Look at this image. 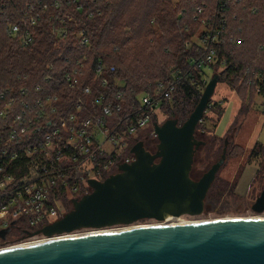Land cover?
<instances>
[{"label": "trees", "instance_id": "obj_1", "mask_svg": "<svg viewBox=\"0 0 264 264\" xmlns=\"http://www.w3.org/2000/svg\"><path fill=\"white\" fill-rule=\"evenodd\" d=\"M217 3V0H0V91H6L5 97L0 99V110L14 100L8 115L0 116V133L4 131L8 134L13 115L20 113L26 104L33 108L39 98L58 96L61 98L60 110L66 114L73 112L75 102L86 86L93 90L86 106L97 94L106 95L113 104L132 105L136 102L137 94L153 87L155 83H148L150 80L167 79L175 71L190 69V51L185 43L203 19L216 21ZM244 6H250L254 15L264 14V0H233L224 6L227 30L224 42L218 47L217 69L221 70L219 83L230 86L243 74L254 72L258 77L251 83H254L259 93L264 94V68L249 67L247 61L237 60L227 51L232 43L228 31L231 13ZM68 11L79 21L78 26L68 19L71 16ZM32 16L37 23L30 27L28 20ZM12 25H19L18 35H13ZM156 27L163 30L161 39H151L153 41L149 44V37L155 35ZM53 29H56V33ZM64 31H67L66 36H63ZM27 32L33 34V40L25 44L22 35ZM240 32L243 38L237 36V39H242L239 41L241 45L246 37L242 28ZM81 33L90 40L87 46H78ZM166 33L171 40L159 48L157 42H164ZM176 39L179 41L175 49L173 40ZM258 47L259 52L264 50L263 43ZM153 49H161L169 60L159 62L160 65L143 60L142 52L155 55ZM133 50L139 54L133 55ZM128 60H131V64H128ZM100 61L105 68L99 77L96 68ZM171 65L174 67L169 69ZM195 72L191 78L200 80V74ZM104 79L106 85L103 84ZM191 82V79H185L179 83L174 98L165 102L158 114L185 121L198 104L205 87L198 89L199 85ZM213 106L216 107V103L211 99L207 110ZM240 110L245 115L249 113L248 109ZM158 114L154 120L160 122ZM241 127V123L236 122L229 131L234 132L236 137ZM147 137L134 138L133 141L137 143ZM241 146L231 143L228 156L241 155L244 150ZM260 156H264V144L255 142L248 160ZM223 192L225 186L215 180L206 200L214 196L219 200ZM5 240L1 245L9 239Z\"/></svg>", "mask_w": 264, "mask_h": 264}, {"label": "water", "instance_id": "obj_2", "mask_svg": "<svg viewBox=\"0 0 264 264\" xmlns=\"http://www.w3.org/2000/svg\"><path fill=\"white\" fill-rule=\"evenodd\" d=\"M220 79L214 74L189 117L155 122L157 150L144 141L131 149L136 159L119 165L104 180L90 179L91 191L72 201L59 220L35 232L47 237L81 229L128 226L144 219L158 222L202 214L208 192L227 157L197 180L191 172L195 153L205 142L198 124ZM252 209L264 212V186ZM11 228L0 230L6 239ZM0 264H264V218H223L169 226H141L64 237L0 250Z\"/></svg>", "mask_w": 264, "mask_h": 264}, {"label": "built area", "instance_id": "obj_3", "mask_svg": "<svg viewBox=\"0 0 264 264\" xmlns=\"http://www.w3.org/2000/svg\"><path fill=\"white\" fill-rule=\"evenodd\" d=\"M229 1L233 0H217L216 21L203 19L204 32L185 43L190 51V69L175 71L151 89L137 94L132 105L113 104L106 95L97 94L86 106L93 95L92 88L86 86L73 112L64 113L60 110L61 98L48 96L37 99L33 108L26 104L20 113L13 115L9 133H0V230H12L21 221L28 225L24 238H39L42 234H35L36 231L66 214L62 201L69 198V193L72 203L91 191L90 179L104 180L119 172L120 164L135 161L131 152L134 136L153 123L151 135L156 137L154 123L158 121L154 117L165 102L174 98L178 84L191 79L201 89L207 83L201 73L219 62L218 47L227 27L224 6ZM78 8L81 10L80 5ZM28 23L30 27L36 25V18L29 17ZM11 31L18 35L19 25H12ZM66 34L64 31L63 36ZM22 40L30 43L33 34L25 33ZM89 42L88 36L81 33L78 46H87ZM104 68L100 61L97 76L104 73ZM195 71L200 80L191 78ZM104 82L106 85L105 79ZM5 93L4 89L0 91V99ZM13 101L0 110V116L8 115Z\"/></svg>", "mask_w": 264, "mask_h": 264}, {"label": "rangeland", "instance_id": "obj_4", "mask_svg": "<svg viewBox=\"0 0 264 264\" xmlns=\"http://www.w3.org/2000/svg\"><path fill=\"white\" fill-rule=\"evenodd\" d=\"M67 13L73 18L70 21H74L75 25L78 26L79 21H76L73 16L74 14L69 11ZM263 17L264 14H252L250 6H244L236 9L234 13H231V22L229 24L228 31L231 34L229 35V41L232 43L228 46L227 51L229 50L237 60L247 61L249 64L248 66L252 68H256L258 66L264 68V50L261 52L258 50V45L260 43L264 44ZM154 21L155 18L152 19V22ZM240 28L243 29L242 33L246 37V41L241 45L237 39L238 37L243 38L241 37V32L240 34L238 33ZM204 30L205 27L203 23H201L189 40H196L197 37L204 32ZM53 32L56 33V29H53ZM162 34L163 30L156 27L155 35L149 37V44L153 41H151V39L154 38L156 41H159ZM170 40L171 37H169L166 33V40L164 42H157V45H159V48H162L161 45H164ZM178 41L179 39L173 40V47L175 49ZM153 44H155V42ZM154 52L155 55L148 52H142V59L148 60L150 63L155 65H160L159 62L163 60H169V58L163 54L161 49L154 50ZM138 54L139 52L137 53L136 50H133V55ZM128 64H131V60H128ZM170 67L172 68L174 65L169 66V69ZM216 73H221V70L217 69V63L212 67L204 68L201 76H206L208 83L211 77ZM257 77L258 74L254 72L249 74L247 73L246 75L243 74L240 79H237L235 83L230 86L225 83L218 82L215 93L211 98L212 101L216 103V107L213 106L210 110H206V114L203 116L204 118L202 119L200 126H197L195 134L196 138L204 141L205 144L201 145L195 153L194 164L191 172L193 179H199L213 163L220 159L225 147L226 139L229 138L228 140H230L231 143H237L240 146L242 145L243 147H241L244 148V150L242 154L238 156L236 154L228 156L227 154L225 163L217 173L215 180L225 186V192L221 194L220 199L218 200L214 196L212 199L210 198L209 200H205V207L202 214H185L179 216L182 219L194 221L208 220L211 218H242L264 214V212L257 213L252 209L257 196L262 192L264 186V156L248 160L250 150L255 142H261L264 144V94L259 93L258 89L254 87V83H251V81L254 79L256 80ZM158 80L159 79L156 78L154 82V79H152L148 83H156ZM207 83H205V85L202 84L201 89H203ZM240 109H248L249 113L245 115L240 112ZM158 119L162 124L170 118H168L167 114L163 115L160 113L158 114ZM178 120L180 123L184 122L180 119ZM236 122L241 123L242 127L238 131L236 137H234V132L230 133L229 129H232ZM152 129L153 123H149L147 126L141 128L134 138L148 136L147 138H144L145 140H143L145 148L146 150L154 153L157 150L159 140L157 136L154 137L151 135ZM230 142L227 146V153L231 144ZM217 190L219 189H216V191ZM221 192L222 191L219 193ZM70 198L71 193H69L68 199L62 201L64 214L72 209L73 205L70 202ZM155 222L157 223L158 221L144 219L134 222L132 225H147ZM27 226V224L22 223L21 221L17 222L16 227L12 228L6 237V239H9L7 240L8 242L1 245L4 241H0V248L29 240L28 238L21 239L26 236L25 230H27ZM88 230L92 229H81L74 232ZM42 237L47 236L43 234L39 235V238Z\"/></svg>", "mask_w": 264, "mask_h": 264}, {"label": "bare ground", "instance_id": "obj_5", "mask_svg": "<svg viewBox=\"0 0 264 264\" xmlns=\"http://www.w3.org/2000/svg\"><path fill=\"white\" fill-rule=\"evenodd\" d=\"M232 218H239V217H232ZM242 218H264V214L262 215H256V216H248V217H242ZM223 218H211L208 220H185L182 219L181 217H175L173 219H167L162 222H155L152 224H147V225H128V226H118V227H110V228H105V229H99V230H88V231H79V232H73L69 234H63V235H54L51 237H42V238H37V239H29L27 241H22L18 244L15 245H9V246H4L0 248V250L8 249L11 247H16V246H22V245H32V244H38V243H44L64 237H73V236H79V235H84V234H89V233H98V232H106V231H114V230H121V229H127L130 227H141V226H148V225H155V226H169V225H180V224H188V223H195V222H201V221H214V220H221ZM231 219V217H230ZM116 228V229H113Z\"/></svg>", "mask_w": 264, "mask_h": 264}, {"label": "flooded vegetation", "instance_id": "obj_6", "mask_svg": "<svg viewBox=\"0 0 264 264\" xmlns=\"http://www.w3.org/2000/svg\"><path fill=\"white\" fill-rule=\"evenodd\" d=\"M116 172V171H115ZM3 241H6L5 239Z\"/></svg>", "mask_w": 264, "mask_h": 264}]
</instances>
